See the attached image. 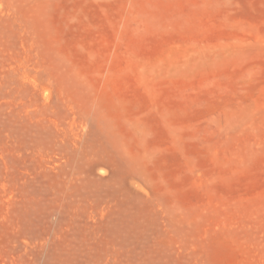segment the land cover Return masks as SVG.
<instances>
[{"label": "rangeland", "instance_id": "rangeland-1", "mask_svg": "<svg viewBox=\"0 0 264 264\" xmlns=\"http://www.w3.org/2000/svg\"><path fill=\"white\" fill-rule=\"evenodd\" d=\"M0 264H264V0H0Z\"/></svg>", "mask_w": 264, "mask_h": 264}]
</instances>
